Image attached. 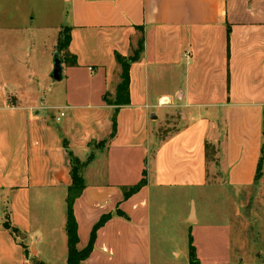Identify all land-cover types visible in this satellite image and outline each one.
I'll list each match as a JSON object with an SVG mask.
<instances>
[{"label":"crops","instance_id":"0c3cea01","mask_svg":"<svg viewBox=\"0 0 264 264\" xmlns=\"http://www.w3.org/2000/svg\"><path fill=\"white\" fill-rule=\"evenodd\" d=\"M69 1L63 27L71 28L68 50L77 64L57 51L61 27L45 68L47 83L66 88L50 99L40 85L15 101L0 97V264L67 263L70 152L82 161L93 155L74 203L79 249L105 217L82 264H190V236L199 264H264L256 260L262 251L254 258L237 245L223 260L201 252L213 242L215 223L207 186L264 183V0ZM140 39L143 50L130 65L131 101L119 109L110 138L116 106L105 95H114L120 81L116 53L133 55ZM56 56L59 80L52 77ZM31 77L45 81L37 71ZM68 83L85 90L77 96ZM176 111L181 122L158 137ZM209 148L218 157L212 168ZM143 178L127 197L125 187ZM175 197L183 203L178 213L167 204ZM217 212L227 219V210ZM220 227L217 246L230 240L226 247H233L235 227Z\"/></svg>","mask_w":264,"mask_h":264},{"label":"rangeland","instance_id":"374dc122","mask_svg":"<svg viewBox=\"0 0 264 264\" xmlns=\"http://www.w3.org/2000/svg\"><path fill=\"white\" fill-rule=\"evenodd\" d=\"M69 2V0H0V97L4 95L8 101H15L21 90L26 91L25 93L33 92L35 90L32 86L40 85L42 97L50 99L66 88V83H47L51 81V78L45 77V68L47 59L49 60L52 50L56 48L59 28L68 24L66 12L70 7ZM60 54L63 58L64 52ZM35 71L38 76L41 75L45 79L44 83H31V75L35 74ZM84 86L83 83H68V87L77 96L85 90ZM112 96L114 95L109 94L108 98ZM169 108L170 106H166L164 110ZM181 114L179 111L168 114L165 119L167 124L162 126L158 137H162L172 130L175 124L181 122ZM155 122L158 121L152 123L156 124ZM217 162L216 150L209 148V167H214ZM205 190L209 195L207 208L210 209L211 219L215 223L210 228V240L213 242L204 245L201 252L207 257L214 256L223 260L220 257L227 256L230 251L233 252L237 245L242 247L241 250L245 254L254 258L258 252L262 251L261 256L256 257V260L264 263V183L240 190L228 184H212ZM235 193H238L237 196ZM193 203V201L190 202V208ZM167 204L173 211L183 207L181 197L172 198ZM235 208L242 210V215L230 217L229 211ZM219 209L227 210L226 220L223 214L220 215L217 212ZM223 222L228 224L231 222L236 229L233 242L231 241L234 248L226 247V244H230V240H223L222 246H217L220 225Z\"/></svg>","mask_w":264,"mask_h":264},{"label":"trees","instance_id":"16d2710c","mask_svg":"<svg viewBox=\"0 0 264 264\" xmlns=\"http://www.w3.org/2000/svg\"><path fill=\"white\" fill-rule=\"evenodd\" d=\"M71 39V28L69 26L63 27L60 32V37L57 44V51L60 54L64 52L63 59L69 65H76L77 60L74 55H72L68 46ZM143 40L140 39L138 47L134 50L133 55L126 57L120 53H116V58L118 63L122 67L120 74V81L117 85L116 92L113 97L108 98V93L105 95V100L108 104H113L116 106L113 115V131L110 138H113L117 134L118 130V120L117 113L119 109L127 104H130V65L133 61L140 57L143 50ZM100 144V143H99ZM93 155H90L86 161L80 160L72 152H70L71 164H72V184L69 187L67 195V223L66 229L68 234V259L66 264H82L83 261L88 257L92 248L93 242L96 235V230L105 220L103 217L94 227L91 240L89 244L83 248L79 249L77 244L79 242L78 233V222L74 213V203L75 200L81 195L83 189L85 188V182L83 178V169L91 161ZM146 183V178L141 179V181L133 186L125 187V194L128 197L139 188H141ZM7 228H11L9 223H6ZM15 230V229H12ZM189 253H190V264H199V259L196 254V247L193 242V237L189 238ZM38 264H46L44 262H39Z\"/></svg>","mask_w":264,"mask_h":264},{"label":"water","instance_id":"95a60500","mask_svg":"<svg viewBox=\"0 0 264 264\" xmlns=\"http://www.w3.org/2000/svg\"><path fill=\"white\" fill-rule=\"evenodd\" d=\"M52 77L54 79H57V80L62 78V65H61V59L59 58V56L55 57L54 69H53V72H52ZM196 220H197L196 219V208H195V205L193 203L189 221L190 222H195Z\"/></svg>","mask_w":264,"mask_h":264},{"label":"built area","instance_id":"2783aa9c","mask_svg":"<svg viewBox=\"0 0 264 264\" xmlns=\"http://www.w3.org/2000/svg\"><path fill=\"white\" fill-rule=\"evenodd\" d=\"M164 103V102H163ZM65 115V112H61V115L58 117V119L61 118V116Z\"/></svg>","mask_w":264,"mask_h":264}]
</instances>
